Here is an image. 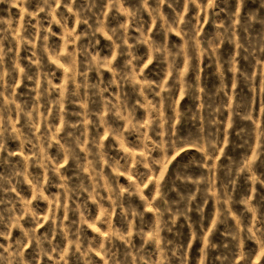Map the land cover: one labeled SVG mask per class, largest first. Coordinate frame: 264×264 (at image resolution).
Instances as JSON below:
<instances>
[{"label":"rangeland","instance_id":"obj_1","mask_svg":"<svg viewBox=\"0 0 264 264\" xmlns=\"http://www.w3.org/2000/svg\"><path fill=\"white\" fill-rule=\"evenodd\" d=\"M0 264H264V0H0Z\"/></svg>","mask_w":264,"mask_h":264}]
</instances>
